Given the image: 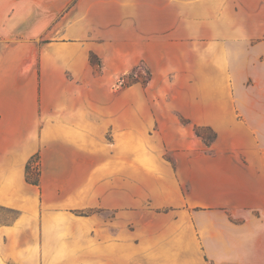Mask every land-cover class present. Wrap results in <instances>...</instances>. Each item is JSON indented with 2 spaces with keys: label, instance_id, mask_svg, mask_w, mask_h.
<instances>
[{
  "label": "crops",
  "instance_id": "1",
  "mask_svg": "<svg viewBox=\"0 0 264 264\" xmlns=\"http://www.w3.org/2000/svg\"><path fill=\"white\" fill-rule=\"evenodd\" d=\"M200 38L213 85L237 88L264 119V0H0V205L17 206L24 192L40 208L101 204L104 126L125 135L136 125L134 89L113 92L116 79L140 56L153 69L184 47L192 54L194 41L182 40ZM37 152L39 186L24 179ZM132 164L126 193H113L127 213ZM187 182L184 196L178 184L157 188L170 205L190 207V221L172 224L168 238L133 242V255L141 247L144 262L264 264V160H223Z\"/></svg>",
  "mask_w": 264,
  "mask_h": 264
},
{
  "label": "rangeland",
  "instance_id": "2",
  "mask_svg": "<svg viewBox=\"0 0 264 264\" xmlns=\"http://www.w3.org/2000/svg\"><path fill=\"white\" fill-rule=\"evenodd\" d=\"M199 27L205 30V18ZM182 41H194L192 54L184 47L157 59L153 69L140 56L112 86L114 92L132 85L136 125L125 135L104 126L97 180L102 203L40 208L37 198L24 192L17 206L0 205V264H159L137 256L141 247H135L134 256L133 242L168 238L172 224L189 222L191 211L161 198L160 182L178 184L184 196L192 176L206 174L223 160H264V119L253 112L255 104H242L235 87L213 85L206 73L205 39ZM191 68L197 71L189 78ZM127 159L135 175L134 213L113 204L118 186L127 191Z\"/></svg>",
  "mask_w": 264,
  "mask_h": 264
},
{
  "label": "trees",
  "instance_id": "3",
  "mask_svg": "<svg viewBox=\"0 0 264 264\" xmlns=\"http://www.w3.org/2000/svg\"><path fill=\"white\" fill-rule=\"evenodd\" d=\"M93 61V58H91ZM196 131L199 130V127H195ZM214 135L212 138L207 137L208 140H213ZM206 140V141H208ZM40 155L39 153H35L30 157L25 165L24 170V179L27 183L39 186V177H40V162H39ZM36 164V166H35Z\"/></svg>",
  "mask_w": 264,
  "mask_h": 264
}]
</instances>
